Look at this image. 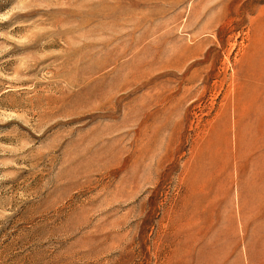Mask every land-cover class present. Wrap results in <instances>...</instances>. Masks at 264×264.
Wrapping results in <instances>:
<instances>
[{
  "label": "rangeland",
  "instance_id": "1",
  "mask_svg": "<svg viewBox=\"0 0 264 264\" xmlns=\"http://www.w3.org/2000/svg\"><path fill=\"white\" fill-rule=\"evenodd\" d=\"M0 264H264V0H0Z\"/></svg>",
  "mask_w": 264,
  "mask_h": 264
}]
</instances>
